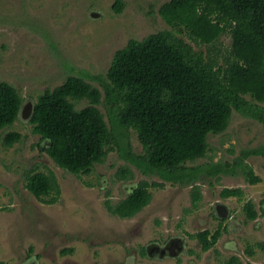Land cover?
<instances>
[{"label": "rangeland", "instance_id": "obj_1", "mask_svg": "<svg viewBox=\"0 0 264 264\" xmlns=\"http://www.w3.org/2000/svg\"><path fill=\"white\" fill-rule=\"evenodd\" d=\"M115 1L0 0V81L13 85L23 104L31 105L43 90L54 88L68 75L104 76L114 52L129 39L170 28L158 13L168 0H122L120 12L112 7ZM186 40L196 49L208 48ZM229 47L227 34L210 47L219 49L220 64ZM87 80L102 93L98 107L107 120L102 82ZM74 103L80 109L90 101L83 98ZM28 115L0 130V263L223 264L236 255L237 264H264V249L259 248L264 242V156L245 159L261 178L257 184H249L242 175L198 180L200 199L194 207L191 184L180 186L156 174L144 175L116 151L95 163L89 174L76 175L59 167L36 145L38 136L31 132L25 119ZM9 131H18L22 137L5 146L3 136ZM131 143L135 153L142 152L134 134ZM208 146L204 157L189 164L221 161L232 165L242 150L264 146V127L232 111L227 128L208 136ZM120 167H128L133 176L119 179ZM30 168L55 179L58 192L45 196L56 197L54 202H43L27 190L24 173ZM142 179L163 185L149 188V203L134 215L111 214L106 200L114 204L123 199L127 194L124 185ZM225 187L240 188L243 194L224 198L220 192ZM249 200L257 212L254 219H247L243 211ZM216 204L227 205L229 215L217 218ZM219 226L226 230L203 250L195 234L203 229L214 232ZM174 236L186 240L183 255L155 258L141 254L143 246L163 244ZM67 248L72 252L62 253Z\"/></svg>", "mask_w": 264, "mask_h": 264}, {"label": "trees", "instance_id": "obj_2", "mask_svg": "<svg viewBox=\"0 0 264 264\" xmlns=\"http://www.w3.org/2000/svg\"><path fill=\"white\" fill-rule=\"evenodd\" d=\"M123 5L122 0H116L112 7L120 12ZM158 13L170 28L129 39L114 52L104 76L68 75L59 85L43 90L25 119L38 136L39 149L70 173L89 174L95 163L116 151L144 175L156 174L164 182L180 186L191 184L192 203L197 207V181L202 178L225 174L242 175L252 185L261 181L245 159L264 156V146L242 150L232 165L221 161L189 163L206 155L208 136L227 128L232 111L252 117L264 127V0H168ZM223 34L229 35L230 47L220 64L219 49L210 47ZM187 38L208 48L196 49ZM87 79L102 82L107 120L98 107L102 93ZM83 98L90 103L76 108L74 100ZM23 108L18 90L0 81V130L26 117ZM132 134L141 153L132 149ZM21 137L18 131H9L3 144L11 146ZM26 171L27 190L43 202H54L56 197L45 196L58 192L55 179L34 168ZM132 174L128 167L117 172L118 178L125 180ZM162 185L144 179L128 182L124 185L126 196L114 204L106 200L107 210L130 217L149 203V188ZM242 194L240 188L225 187L220 192L224 198ZM243 211L247 219L257 216L250 200ZM223 230L225 226L214 232L203 229L195 236L207 250ZM259 248L264 249V242ZM67 252L72 248L62 250ZM141 254L147 255L145 246ZM238 259L234 255L223 264H237Z\"/></svg>", "mask_w": 264, "mask_h": 264}, {"label": "water", "instance_id": "obj_3", "mask_svg": "<svg viewBox=\"0 0 264 264\" xmlns=\"http://www.w3.org/2000/svg\"><path fill=\"white\" fill-rule=\"evenodd\" d=\"M28 109L31 110L32 108V104L31 105H27ZM184 239L179 237V236H174V237H170L165 243L164 245H162L161 247L160 244L158 242H153L151 244H147L145 246V250L146 253L149 257H153V256H158L160 258H162L165 255H169V256H177L178 253L183 249L184 245H183ZM158 247L160 249H156L155 254L153 253L154 251H152V248ZM168 253V254H167Z\"/></svg>", "mask_w": 264, "mask_h": 264}, {"label": "flooded vegetation", "instance_id": "obj_4", "mask_svg": "<svg viewBox=\"0 0 264 264\" xmlns=\"http://www.w3.org/2000/svg\"><path fill=\"white\" fill-rule=\"evenodd\" d=\"M27 113H28V107H27V105H24V109H23V111H22V116H26L27 115ZM214 210H215V212L218 214V215H220V218H222V217H224V216H226V215H229V207L226 205H224V204H216L215 206H214ZM228 228H227V232H228V230L230 229V226L228 225L227 226ZM184 239V238H183ZM165 243V242H164ZM164 243L162 244H160V246H158V247H161L162 245H164ZM183 245H184V247H183V249L178 253V255H183L184 254V252H185V246H186V240L184 239V242H183ZM158 247H155V248H152L153 250L152 251H154L153 253L155 254V251H156V249H160V248H158ZM168 254V253H167ZM167 256H169V255H165V256H163V257H167ZM162 257V258H163ZM155 258H158V256L156 257L155 256Z\"/></svg>", "mask_w": 264, "mask_h": 264}, {"label": "clouds", "instance_id": "obj_5", "mask_svg": "<svg viewBox=\"0 0 264 264\" xmlns=\"http://www.w3.org/2000/svg\"><path fill=\"white\" fill-rule=\"evenodd\" d=\"M24 109V108H23ZM29 110V109H28ZM23 111V110H22ZM27 116V115H26Z\"/></svg>", "mask_w": 264, "mask_h": 264}]
</instances>
